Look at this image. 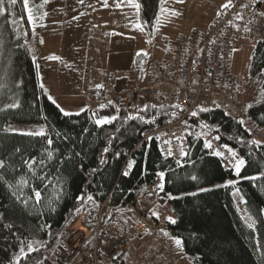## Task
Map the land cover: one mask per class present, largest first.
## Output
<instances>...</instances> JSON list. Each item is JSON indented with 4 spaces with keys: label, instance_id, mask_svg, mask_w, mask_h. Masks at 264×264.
<instances>
[{
    "label": "trees",
    "instance_id": "16d2710c",
    "mask_svg": "<svg viewBox=\"0 0 264 264\" xmlns=\"http://www.w3.org/2000/svg\"><path fill=\"white\" fill-rule=\"evenodd\" d=\"M137 1L141 22L152 34L162 0ZM3 7L0 264H43L91 194L103 198L110 193L115 203L128 200L133 188L154 181L160 172L165 174L164 187L158 194L167 197L175 215L174 223L165 220L160 234L179 238L181 250L191 264H264V141L254 139L243 128V117L230 115L220 107L198 105L185 118V123L197 129L214 130L245 160L239 175L225 170L220 159L209 154L203 140L188 134V147L181 162L162 155L156 140L143 142L140 150H133L143 130L155 123L176 120L177 107L133 103L102 125L89 119L86 109L64 115L39 83L24 0H16L15 4L3 0ZM149 65L148 52L135 55L132 69L137 85L149 76ZM249 77L257 85L256 98L243 104L244 118L264 128L262 42L252 45ZM13 123H43L48 132H11L8 126ZM128 154L135 163L128 175L120 174ZM228 180L237 183L221 186ZM235 189L254 227L241 217L233 197ZM29 244L33 251H28Z\"/></svg>",
    "mask_w": 264,
    "mask_h": 264
},
{
    "label": "built area",
    "instance_id": "2783aa9c",
    "mask_svg": "<svg viewBox=\"0 0 264 264\" xmlns=\"http://www.w3.org/2000/svg\"><path fill=\"white\" fill-rule=\"evenodd\" d=\"M259 42L264 43V0H234L208 29L180 32L163 57L152 54L145 84L138 86L130 81L116 93L118 109L127 111L133 103L167 104L177 107L178 117L143 130L133 150H140L143 142L156 140L162 155L181 162L188 134L211 142L209 154L223 152V158L217 156L223 168L237 175L232 166L236 161L218 134L208 128L197 129L185 123V118L198 105L220 107L230 115L243 117V128L254 139L264 141V128L244 118L240 80L232 67L233 55L243 43ZM87 100L94 101L92 93ZM92 110L90 106L89 119ZM129 161L128 154L120 174L129 171ZM158 174L154 181L133 188L128 200L115 203L110 193L103 198L91 194L76 222L61 235L50 259L43 264H178L165 239L159 236L163 220L150 218L151 199L159 195L158 185L163 183ZM167 215L169 222L175 217L172 212ZM131 235L152 237L155 243L148 251L139 252L131 247Z\"/></svg>",
    "mask_w": 264,
    "mask_h": 264
},
{
    "label": "rangeland",
    "instance_id": "374dc122",
    "mask_svg": "<svg viewBox=\"0 0 264 264\" xmlns=\"http://www.w3.org/2000/svg\"><path fill=\"white\" fill-rule=\"evenodd\" d=\"M111 6H119L114 9V30L120 29V21L128 19L129 34H134L139 30L144 33L140 20V10L135 0H107ZM106 0H28L26 15L32 28L33 44L36 50V62L38 69L39 83L43 85L47 82V67H44V52H52L56 57L55 62L62 66L60 71V86L64 84V77H68V70H71L72 64L90 69L100 73L105 66L106 44L98 34H93L91 23L96 19V8L105 6ZM234 0H230V5ZM229 0H166L162 6L158 25L161 30L158 36L150 37L149 49H153V55H156V49L164 53L171 47L174 37L180 33L191 29L205 30L209 25L219 17L228 7ZM121 6H124L122 9ZM29 9L33 19H29ZM176 13V14H173ZM139 25V26H137ZM126 28L124 27V30ZM156 48V49H155ZM252 45L243 43L232 58V67L238 75L241 82L240 98L242 103L254 100L256 97L257 85L249 77V62ZM41 52V54H40ZM149 55H151L149 52ZM75 68V69H78ZM60 70V68H59ZM53 85V84H52ZM54 93L50 98L57 100L58 97L68 93L58 85H53ZM61 94V95H60ZM59 103V102H57ZM60 104V103H59ZM64 110V108H63ZM69 110H64L67 112ZM77 112V111H75ZM8 130L17 133L35 134L43 130L44 135L46 126L43 123H13L8 126ZM238 211L243 220L249 225L253 224L252 219L247 214L243 206V199L239 191H233ZM167 212H170V205L167 197L163 195L155 196L150 202V215L158 218L167 219ZM164 227L162 226V229ZM160 237L163 235L159 234ZM168 246L178 261V264H191L181 250V246L175 243L176 237L163 236ZM131 247L139 252L148 251L149 246L155 243L152 237L140 238L136 235L130 236Z\"/></svg>",
    "mask_w": 264,
    "mask_h": 264
},
{
    "label": "crops",
    "instance_id": "0c3cea01",
    "mask_svg": "<svg viewBox=\"0 0 264 264\" xmlns=\"http://www.w3.org/2000/svg\"><path fill=\"white\" fill-rule=\"evenodd\" d=\"M135 1L139 5L138 1ZM165 3L166 0H162L161 8ZM115 8H119V6H111L107 1L105 6H100L99 9L96 8V19L91 23L93 34H98V37H101V40L106 44V47H104L105 66L100 73H96L95 70L91 71L85 67L79 69L78 65L72 64L70 66L71 70H68V77H64V84L60 86V71L62 66L55 62L56 59L52 58L55 56L54 53L47 51L43 53L45 54L43 58L44 67H47L46 70L49 79L43 85L40 84L41 87L49 97L51 93H54L53 85H58L61 89L67 90L68 93L58 97L57 100L51 99L56 103L59 102L60 104H57L62 109L69 110L67 111L68 113L78 112L81 109L88 110L89 107L92 106V120L94 123H96L95 121L97 119L103 117H116L118 115V102L115 98L116 93L122 89L127 82L131 81L137 83L136 74L132 69L135 55L148 51L151 52L150 54H153V47L151 49L148 47L150 37L158 36L161 30L158 25L161 9L156 27L152 34H149L145 30L142 22L141 24L144 29L143 34L139 30L135 31L134 34H129L128 19L124 20L123 18L122 21L119 22L120 29L114 30ZM121 8L123 9L124 6H121ZM124 27L126 28L125 30ZM209 27H207V29ZM156 50V55L158 54V57L161 55L160 58L163 57L165 52L161 53L158 49ZM145 81L146 80H143L141 85H144ZM90 93L93 94V102H88L87 100V96ZM101 105H103V107H101ZM47 132L48 130L46 128L45 133ZM151 217L158 219L153 216ZM76 226L78 225L76 224Z\"/></svg>",
    "mask_w": 264,
    "mask_h": 264
},
{
    "label": "snow or ice",
    "instance_id": "6c2138e0",
    "mask_svg": "<svg viewBox=\"0 0 264 264\" xmlns=\"http://www.w3.org/2000/svg\"><path fill=\"white\" fill-rule=\"evenodd\" d=\"M10 3L15 4V3H16V0H10ZM133 6L136 7L137 9L139 8V5H138V4L133 5ZM228 6H230V0H229V4H226V5H224L223 7H228ZM24 7H25L26 9L28 8V0H24ZM3 12H4L3 0H0V14H2ZM173 14H176V13H173ZM29 19H30V20L33 19V17H32V13H31V10H30V9H29ZM137 26H139V25H137ZM52 58H53V59H56V57H52ZM53 102H54V101H53ZM16 106H17V105H10V107H16ZM101 107H103V105H101ZM81 110L83 111V109H81ZM201 110H202V111H207L208 109H201ZM61 111L63 112L64 110L61 109ZM77 114H79V113H77ZM64 115H71V113L64 112ZM193 115H196V113L194 112ZM113 119H115V117H103V118L97 119L95 122H96L98 125H102V124H104V123H110ZM240 122L243 123V121H240ZM30 134H32V133H30ZM35 134H38V135H44V132H43V130H41L39 133H35ZM149 139H150V137H149ZM49 143H51V141H49ZM253 143H258V142L253 141ZM205 147L211 148V147H212L211 142L206 141V142H205ZM224 147H225V148L227 149V151L231 154V157L235 159L236 162H235V164L232 165V166H233V168H234L235 173H236L237 175H239V174H240V171H241V169H242V167L245 165V160H244L243 158H238V157H237V154L235 153V151H233L232 149L228 148L227 145H225ZM105 151H107V149H105ZM214 154H215L216 156H218V157H222V158L224 157V153L221 152V151H216ZM169 155H171V152H170V151H169ZM134 163H135L134 161H129V162H128V165H127V168L130 170V169L133 167ZM229 164H231V161H229ZM0 166H2V162H0ZM124 175H128V171H125V172H124ZM158 175H159L161 181H163V178H164V175H165V174H164L163 172H160ZM192 179L195 180L196 177L193 176ZM236 183H237V182L234 181V180H228L224 185H221V186H223V187H227V186H229V185H235ZM158 187H159L161 190H163V187H164L163 183H160V184L158 185ZM202 190H203V189H202ZM237 191H238V190H237ZM36 195H37V197H39V193H36ZM81 199H83V197H81ZM88 199H91V197H88ZM154 215H156L157 218H158V214L154 213ZM169 219H171V218H169ZM172 222L174 223L175 221H172ZM249 227H254V224H249ZM174 239H175V243L177 244V246H182V241H181L179 238H174ZM33 250H34V249L32 248V245L29 244V245H28V251H33ZM21 252H22V253L24 252V249H23V248L21 249Z\"/></svg>",
    "mask_w": 264,
    "mask_h": 264
}]
</instances>
